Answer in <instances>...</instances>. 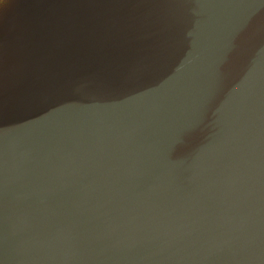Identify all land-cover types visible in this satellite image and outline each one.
I'll use <instances>...</instances> for the list:
<instances>
[{"label":"water","instance_id":"obj_1","mask_svg":"<svg viewBox=\"0 0 264 264\" xmlns=\"http://www.w3.org/2000/svg\"><path fill=\"white\" fill-rule=\"evenodd\" d=\"M0 264H264V0H0Z\"/></svg>","mask_w":264,"mask_h":264}]
</instances>
